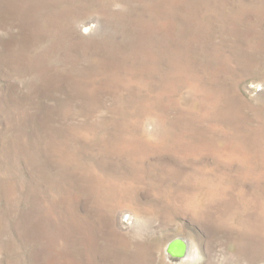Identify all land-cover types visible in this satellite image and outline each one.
Instances as JSON below:
<instances>
[{"label":"rangeland","instance_id":"obj_1","mask_svg":"<svg viewBox=\"0 0 264 264\" xmlns=\"http://www.w3.org/2000/svg\"><path fill=\"white\" fill-rule=\"evenodd\" d=\"M0 264H264V0H0Z\"/></svg>","mask_w":264,"mask_h":264},{"label":"bare ground","instance_id":"obj_2","mask_svg":"<svg viewBox=\"0 0 264 264\" xmlns=\"http://www.w3.org/2000/svg\"><path fill=\"white\" fill-rule=\"evenodd\" d=\"M183 244H177V245H174L173 247L171 246L170 247V251L171 252H168V254H169V257L171 258V259H181V258H183V257H185V256H188V246H187V243H186V241H184L183 240V242H182ZM180 246L181 247H183V246H185L186 247V251H184V253L183 254H181V255H177V254H174L173 252L174 251H178L179 250V248H180ZM172 248V249H171ZM172 250H174V251H172ZM172 253V254H171ZM193 254V253H192ZM175 255V256H174Z\"/></svg>","mask_w":264,"mask_h":264},{"label":"water","instance_id":"obj_3","mask_svg":"<svg viewBox=\"0 0 264 264\" xmlns=\"http://www.w3.org/2000/svg\"><path fill=\"white\" fill-rule=\"evenodd\" d=\"M183 242V240L182 239H179V238H175V239H173V240H171L169 243H168V246H167V251L168 252H171L170 251V247L172 246H174V245H177V244H183L182 243ZM172 249V248H171ZM172 251H174V250H172ZM184 251H186V247L185 246H183V247H181L180 246V248H179V250L176 252V251H174L173 253L174 254H177V255H181V254H183L184 253ZM172 254V253H171ZM175 256V255H174Z\"/></svg>","mask_w":264,"mask_h":264}]
</instances>
